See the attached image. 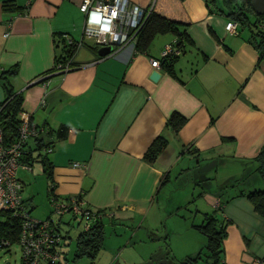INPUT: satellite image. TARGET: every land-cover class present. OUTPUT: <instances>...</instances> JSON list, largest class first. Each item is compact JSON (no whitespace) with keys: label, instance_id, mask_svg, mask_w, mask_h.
Returning a JSON list of instances; mask_svg holds the SVG:
<instances>
[{"label":"crops","instance_id":"obj_1","mask_svg":"<svg viewBox=\"0 0 264 264\" xmlns=\"http://www.w3.org/2000/svg\"><path fill=\"white\" fill-rule=\"evenodd\" d=\"M80 1L0 0V66L16 65L10 82L22 94L20 118L42 130L36 138L41 142L33 137L26 141L25 152L32 158L20 162L29 169H16L21 190L32 161H38L36 147L46 144L37 154L43 151L51 163L53 196H79L91 211H102L101 221L128 222L131 231L143 230L135 241H130L131 233L111 247L102 243L107 250L102 264H176L204 244L193 223L182 226L188 238L178 248L181 255L173 254L167 262L154 259L166 254L161 234L153 224H142L157 208L164 173L195 167L197 180L207 181L210 188L202 192V210L196 209L193 218L218 210L225 222L220 263L259 259L264 264V217L238 195L264 184L255 159L264 143V55L258 58L238 23L235 33L227 32L229 19L208 13L206 0H128L178 22L190 40L182 41L173 75L160 67L158 80L148 79V58H158L161 48L174 40L171 33L154 36L145 52L125 45L105 57L85 41L75 48L68 69L52 70L53 40L81 36ZM4 3H9L7 9ZM2 96L0 86V100ZM171 112L184 117L176 132L165 123ZM60 124L66 127L63 139L46 133ZM157 136L165 145L147 163L142 154ZM45 197L48 202L46 191ZM50 216L51 210L44 218L59 230L63 218ZM79 220L84 223L82 218L76 224Z\"/></svg>","mask_w":264,"mask_h":264},{"label":"trees","instance_id":"obj_2","mask_svg":"<svg viewBox=\"0 0 264 264\" xmlns=\"http://www.w3.org/2000/svg\"><path fill=\"white\" fill-rule=\"evenodd\" d=\"M206 3V5H208V13L222 15L226 19L235 21L240 27L246 28L248 30L247 41L257 49L258 58L264 55V29L259 27L260 23L264 25V14H255L253 12L251 0H206ZM8 6L9 3H4L3 8L7 9ZM179 25L178 22L168 19L151 9L142 26L135 33L133 49L136 52H145L155 35L171 33L175 36L174 45L180 49L181 53L182 41H188L189 43L190 40H188L182 30H179ZM58 38L56 37L53 40L54 50L56 51L53 57L54 66L52 70L62 68L66 63L71 65V57L75 51V45L72 42L68 43L64 39ZM90 47L97 50V47ZM178 56L179 55H169L166 58L159 59L160 67L168 74L173 75V63ZM55 65L57 67H55ZM16 72V65L8 67L0 66V86L3 93L2 99L0 100V132L4 144L10 143L15 138L21 120L20 106L22 103V94L21 92L14 91L10 82V78L14 76ZM28 120L30 121V119ZM183 122L184 117L177 112H171L165 121L166 125L169 126L173 132H176ZM37 128L39 129L40 127L37 126ZM45 131L46 133H54L56 139H63L66 134V127L60 124L55 129H45ZM38 133L42 134V130L38 131L37 134L33 136L34 139L37 138ZM36 140L41 142V139ZM38 145L39 146L36 147L37 151L46 144ZM164 145L165 139L163 137H155L143 152L142 159L147 163H152ZM30 158H32L30 154L25 152L21 159L23 161H28ZM34 158H37L40 162L42 172L46 178L48 184L46 194L51 195V163L44 154L38 153ZM255 159L258 161L256 169L264 182V143L255 156ZM167 177L168 174L165 172L158 189L167 181ZM155 193H157V190ZM238 195L244 196L250 202L252 210L257 215L264 217V185L261 188H254L245 192L239 190ZM217 211L218 210H213L210 213H202L201 221L197 224H192V227L204 237L205 241L203 246L193 256L183 258L179 264H221L222 239L225 236V222L216 215L215 212ZM101 215L102 211H92L91 216L94 219L90 223L87 222L86 228H84L83 223L82 229L76 234L72 254L73 260L85 257L91 262L101 249L104 239L103 223L100 219ZM19 227L20 220L18 218L12 216L6 210H0L1 238L8 240L9 243L17 242ZM56 229L58 230V228ZM61 237L62 235L60 234V240Z\"/></svg>","mask_w":264,"mask_h":264},{"label":"built area","instance_id":"obj_3","mask_svg":"<svg viewBox=\"0 0 264 264\" xmlns=\"http://www.w3.org/2000/svg\"><path fill=\"white\" fill-rule=\"evenodd\" d=\"M78 10L83 15L81 36L78 40L66 37V41L72 42L75 48L86 41L90 46H111L114 50L125 45L133 46L135 33L142 26L151 7H141L128 0H81ZM235 26L233 20L224 23V29L231 34L235 33ZM259 27L264 29L262 23ZM174 43L173 40L165 44L158 58H148L150 69L160 68L159 59L180 54V49ZM68 67L66 63L59 69L63 71ZM40 130L27 118H21L17 134L10 143H3L0 132V210H6L20 220L16 242L20 250V264H51L57 262L59 257L58 230L48 218L36 219L29 215L21 195V182L16 177L18 167L29 169L28 165L21 163L20 160L25 153L27 139ZM72 165L78 164L74 162ZM48 202L51 211L58 215L70 213L83 218L84 228L87 227L89 217H92V211L84 206L78 196L58 199L51 194ZM9 245L8 240L0 237V248ZM249 264L263 263L259 259H253Z\"/></svg>","mask_w":264,"mask_h":264},{"label":"rangeland","instance_id":"obj_4","mask_svg":"<svg viewBox=\"0 0 264 264\" xmlns=\"http://www.w3.org/2000/svg\"><path fill=\"white\" fill-rule=\"evenodd\" d=\"M242 33L247 34L248 30L246 28L242 29ZM155 36V38H161L158 34ZM100 47L102 46L97 47V49ZM40 153L44 152L40 151ZM36 154L37 150H35L34 156ZM180 169L181 168L176 167L174 171H171V175L168 174L169 178L167 177V181L156 194L155 206L157 208L152 207L142 224V227H145V224H153L156 231L161 234L163 239L164 246L161 247L166 254L160 252L159 255L154 257L155 261L167 262L173 254L175 256L179 255L178 248L181 245V241H185L188 238L187 234H183L182 226L190 225L191 222L197 224L201 220L200 216L195 214V218H193V215L196 209L202 210L200 208L203 207L201 194L205 189H208L210 185L206 183L207 181L197 180V171L195 167L188 168L185 171H181ZM28 173V181L24 182L23 190H21L23 198H28L24 203L28 209L30 207L28 201H31V206H33L29 212L31 217L34 216L36 219H43L46 213L51 210V207L45 197L47 181L41 170L40 163L33 160L31 169ZM263 185L264 184H262V186ZM262 186H260V188ZM51 213L52 216L50 217L52 220H55L58 216L63 218L59 225V232L62 235L61 242L63 243L59 244L58 261L51 264H102L106 258L105 254H107L105 246L111 247L113 243H118L128 238L131 233L134 234L130 241H135L139 237L144 236L142 229H139L137 232L136 230L131 231L133 228H131L128 222H123L122 225H119L110 223L106 218H103L104 249L98 252L97 258L92 263L85 257L73 260L74 238L82 229L83 224H81V220L76 224L79 217H73L70 213H64V215H58L52 211ZM216 215L219 217V212H216ZM137 222H139V220ZM163 236H166L165 240ZM202 240V243H204L205 239L203 236ZM136 245L141 247L144 246L143 243H138V241ZM114 253L112 252L113 255ZM166 255H169L168 259H166ZM5 262H7V264H20V250L16 242L10 243L6 248H0V264ZM175 263L179 264V262Z\"/></svg>","mask_w":264,"mask_h":264},{"label":"water","instance_id":"obj_5","mask_svg":"<svg viewBox=\"0 0 264 264\" xmlns=\"http://www.w3.org/2000/svg\"><path fill=\"white\" fill-rule=\"evenodd\" d=\"M251 8L255 14H264V0H251ZM98 56L105 57L112 54L114 51L111 46H102L96 50ZM47 77V76H46ZM44 77V78H46ZM160 77L158 69H151L148 74V79L152 82H156ZM7 264V262L3 263Z\"/></svg>","mask_w":264,"mask_h":264}]
</instances>
